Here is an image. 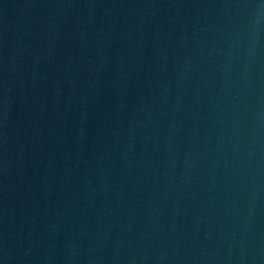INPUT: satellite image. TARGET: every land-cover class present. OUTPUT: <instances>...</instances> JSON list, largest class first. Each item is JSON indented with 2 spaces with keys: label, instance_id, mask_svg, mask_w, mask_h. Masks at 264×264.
Listing matches in <instances>:
<instances>
[{
  "label": "water",
  "instance_id": "water-1",
  "mask_svg": "<svg viewBox=\"0 0 264 264\" xmlns=\"http://www.w3.org/2000/svg\"><path fill=\"white\" fill-rule=\"evenodd\" d=\"M0 264H264V0H0Z\"/></svg>",
  "mask_w": 264,
  "mask_h": 264
}]
</instances>
